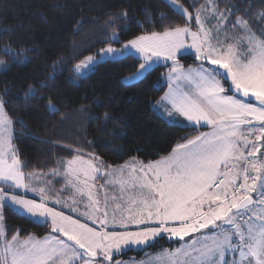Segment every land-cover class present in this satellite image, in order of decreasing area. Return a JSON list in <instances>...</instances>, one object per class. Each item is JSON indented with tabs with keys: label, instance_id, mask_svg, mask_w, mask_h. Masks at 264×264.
<instances>
[{
	"label": "snow or ice",
	"instance_id": "obj_1",
	"mask_svg": "<svg viewBox=\"0 0 264 264\" xmlns=\"http://www.w3.org/2000/svg\"><path fill=\"white\" fill-rule=\"evenodd\" d=\"M165 2L181 17L182 26L134 36L119 48L109 44L75 68L87 69L108 56L126 58L134 49L135 58L143 62L131 78H145L153 63L163 57L171 62L166 81L169 89L157 105L170 117L192 122L194 130L196 125H210L212 131L192 138L181 136L185 142L178 143L170 155L138 168L130 166L127 180L121 175L118 181L120 195L109 201L105 194L101 200L99 191L117 181L108 180L110 174L105 171V184H95L101 170L94 156L84 159L80 153L57 161V167L48 173H25L27 165L11 145L9 120L0 101V226H6L4 209L17 207L31 217L50 218L54 233L24 241L5 236L0 264H113L114 254L122 246L146 244L162 233L180 240L196 233L204 237L203 243L196 239L191 244V255L196 257L191 264H264V29L260 38L255 37L250 21L243 17L232 20L231 11L220 12L216 0H205L199 7V0ZM207 12L217 20L213 28L205 26ZM116 17L125 19L126 14L116 13ZM229 24L245 35L229 36L225 31L220 39ZM189 36L195 67H184L177 58ZM104 39L120 43L115 32ZM245 39L248 50L241 51ZM232 40L235 43L229 42ZM4 51L14 60L18 56L10 49ZM174 79L183 87L173 84ZM111 175H116V169ZM56 178L65 181L62 192L72 193L67 200L52 201L45 195ZM29 192L39 193L38 199L26 198ZM110 203L115 205L111 229ZM56 206L67 207L74 215ZM131 226L138 230H130ZM197 244L201 247L196 248Z\"/></svg>",
	"mask_w": 264,
	"mask_h": 264
},
{
	"label": "trees",
	"instance_id": "obj_2",
	"mask_svg": "<svg viewBox=\"0 0 264 264\" xmlns=\"http://www.w3.org/2000/svg\"><path fill=\"white\" fill-rule=\"evenodd\" d=\"M216 1L219 9L231 11L232 20L243 17L260 34L264 0ZM204 3L199 0L197 7ZM116 13L126 18L117 19ZM176 25L183 20L165 0H0V60L7 63L0 69V96L12 119L18 156L27 165L23 171L50 172L57 161L80 153L95 155L108 166L133 158L150 162L170 154L184 142L181 136L192 138L208 129L170 122L156 110L168 88L169 63L155 65L132 83L125 78L143 62L133 53L99 61L86 76L74 70L109 44L120 47L134 36ZM114 32L120 43L104 39ZM5 49L18 53L17 58ZM179 60L186 66L197 64L193 54ZM4 216L8 239L52 232L50 222L13 207L5 208ZM180 244L161 237L120 256L141 258L147 250Z\"/></svg>",
	"mask_w": 264,
	"mask_h": 264
},
{
	"label": "rangeland",
	"instance_id": "obj_3",
	"mask_svg": "<svg viewBox=\"0 0 264 264\" xmlns=\"http://www.w3.org/2000/svg\"><path fill=\"white\" fill-rule=\"evenodd\" d=\"M217 3V1H216ZM220 12H224V10H221L219 9ZM207 17H208V22L206 23V27L207 28H213L214 26L217 25V20L216 19H213L211 17V13L210 12H207L206 13ZM238 18V17H237ZM236 18V19H237ZM245 20V19H244ZM264 29V27L262 28ZM196 29H192V31H195ZM252 33L255 34V37L257 38H260V34H258L254 29H252ZM225 31L227 32V35L229 36H244L245 33L244 32H240L235 26L231 25V26H228V28L226 30H223L221 31L220 33V39H224V34H225ZM117 34V33H116ZM118 35V34H117ZM191 37H187L186 38V47L181 49L180 50V54L178 55V59L181 55H185V54H193L194 55V52H195V49L191 48L189 45L191 44ZM230 43H235L234 40L232 41H229ZM112 47H117L119 48L118 46L116 45H111ZM133 51H135L134 49H132ZM241 51H247V47L243 44L241 46ZM90 56H96V55H90ZM105 59H112L111 56H108V57H104V58H101V59H98L96 63H93L91 64L87 69H81V70H77L76 68H74L75 70V73L78 75V76H86L88 74H90L94 69H95V66L96 64L99 62V61H102V60H105ZM85 60V59H83ZM82 60V61H83ZM1 61V60H0ZM3 63H0V69L3 68V67H6L7 66V63L5 61H2ZM80 63V62H79ZM78 63V64H79ZM166 63H169L171 64V62H166L164 60L163 57L160 58L159 61H155L153 63V67L155 65H158V64H166ZM181 63V62H180ZM77 65V64H76ZM182 66H186L184 64L181 63ZM193 66V64H192ZM196 65H194L195 67ZM133 74L129 75L128 77L125 78V82H128V83H132L130 82L131 80L134 79V81H137L138 79H141L140 77H136V78H131ZM136 79V80H135ZM133 81V82H134ZM173 84L177 85L178 87H183V83L180 82L178 83L175 79L172 81ZM169 88H167L166 91H168ZM231 94V93H229ZM0 101H2V98L0 96ZM3 102V101H2ZM4 112L9 120V123L7 125V133L8 135L11 136V145L14 146L15 150H16V147L13 143V124H12V119L10 118V116L8 115V113L6 112L5 108H4ZM16 153H17V150H16ZM18 154V153H17ZM89 156H86V157H83L84 159H90L88 158ZM7 158V157H6ZM98 158V157H96ZM20 159V158H19ZM99 160V159H97ZM101 161V160H100ZM11 162V160L9 159V163ZM99 162V161H98ZM96 166H98L100 168V178H97L95 179V184L96 185H101V184H105V178L104 180H102L101 177L104 176V173L105 171L107 172L106 168H105V165L102 166V165H99L98 163H96ZM108 167V165H107ZM109 170H111L112 168V165L108 167ZM63 171V170H61ZM36 172V171H34ZM49 180H52L48 177ZM108 180H113V181H117V183H115V186H106L105 188L101 189L99 191V198H101V200H103L105 194H107V198L109 199V201H112V198L114 196H119L120 195V187L118 184V179L115 177V176H111V177H108L107 178ZM125 180H127V178H124ZM89 183L91 184L92 181L90 180ZM23 191V190H21ZM93 193L96 194V189L93 188L92 189ZM31 193V192H29ZM47 193H45L46 195ZM72 194H67L65 196H59V197H49L48 195H46L50 200L54 201L55 199H58V198H62L64 200H67L69 196H71ZM127 195L128 193L125 192L124 194V200L126 201L127 200ZM28 199H31L29 198L28 196L26 197ZM119 202V201H117ZM50 206V205H49ZM114 203H110L107 211H108V219H109V229H111V216H112V211H113V207H114ZM57 207V210H63L65 211V214H68V215H74L73 213H71L67 207L61 209L59 206H56ZM101 208H103V204L100 205ZM15 210H18L22 213H25L23 212L20 208H17V207H13ZM81 211H83V208H81ZM26 214V213H25ZM28 215V214H27ZM30 216V215H28ZM31 217V216H30ZM38 221H41V222H50V218L47 219V221L45 220V218H40V217H32ZM103 219V217H102ZM97 228L99 229V225H97ZM117 230H119V226L117 225ZM130 230H138L135 228V226H131ZM204 231V234L207 235V229L205 230H202ZM51 235H54V233H49L47 235H44V236H37V235H33V236H29V237H35L36 239H43L45 237H48V236H51ZM5 236H6V233H5V226H0V253L3 252V246H4V240H5ZM18 237V239L20 241H24L26 239H28L29 237H22L20 235H16ZM161 237H167L168 239L170 240H180V239H177L175 237H169L167 233H162L161 235L157 236V237H154V238H150L149 241L146 243V244H141V245H136V244H131V245H124L122 246V248L120 250H118V252L116 254H114V260H113V264H191L192 260L193 259H196L195 256H192L191 253L193 251V249L191 248V244L196 240V239H200L201 242L203 243L204 242V237L200 235V233H196V234H191V238L189 236H186L184 237L181 241V244L178 245V246H175V248H171V247H163L159 250H147L146 253L141 257V258H138L136 256H132L131 258H123L122 256H120L121 253L125 252V251H128L130 249H135V250H140V249H144L146 248L147 246H149L150 244H154L156 241L160 240ZM8 239V238H7ZM12 239V238H11ZM11 239H8V240H11ZM66 239V238H65ZM207 243L209 245H211L212 241L211 239L209 238L207 240ZM201 247V244H197L196 245V248H200ZM229 259H231V257H229Z\"/></svg>",
	"mask_w": 264,
	"mask_h": 264
},
{
	"label": "crops",
	"instance_id": "obj_4",
	"mask_svg": "<svg viewBox=\"0 0 264 264\" xmlns=\"http://www.w3.org/2000/svg\"><path fill=\"white\" fill-rule=\"evenodd\" d=\"M240 36H242V35H240ZM243 44L245 45V46H247V40L245 39L244 41H243ZM129 53H133V54H135V55H137V53H136V51H133L132 49H130L129 50ZM188 66H192V65H187V66H184V67H188ZM192 67H194V64H193V66ZM136 80V79H135ZM134 81V79L133 80H131L130 82H133ZM168 88H169V84H168ZM160 100V99H159ZM158 100V101H159ZM155 108H156V110L161 114V115H163L168 121H170V122H174V123H180V124H183V125H188V126H191L192 125V122H188L187 120H186V118H184V117H180V116H172V117H170V116H168L167 115V113L164 111V108H163V106L162 105H157V103H155ZM197 127H202V126H200V125H196ZM203 127H207L208 129H206V130H204V131H202L201 133H203V132H211L212 131V127L209 125V126H203ZM185 142V141H184ZM181 143H183V142H181ZM177 146V145H176ZM172 153V152H171ZM170 153V154H171ZM170 154H168V155H170ZM168 155H166V156H168ZM97 157V156H95V155H92V156H89L88 158H92V157ZM165 156V157H166ZM83 157H86V156H83ZM97 159H99V160H97ZM161 159V158H160ZM101 159L100 158H96L95 159V162L96 163H98L99 165H102V166H104L105 165V163H103L102 161H100ZM133 160H135L136 161V164L135 165H133L132 164V162H133ZM159 160V159H158ZM99 161V162H98ZM154 161H157V160H154ZM154 161H152V162H154ZM141 163H143V164H147L148 162H144V161H142V160H140V159H136V158H133V159H131V160H128V161H126L125 163H122V164H120V165H115V166H112V167H114V168H112L111 170H109V166L106 168V170H107V172L110 174L108 177H111V176H113V175H111V173H112V171H113V169H116V175H115V177L118 179V181H119V179L121 178V175L123 176V178H128V174H129V171H130V166H134V167H139L140 166V164ZM121 169H124L125 171L123 172V173H121ZM31 172H34V171H31ZM37 173H40V172H43V173H48V172H45V171H36ZM26 173V172H25ZM107 177V178H108ZM50 179H53L52 177H49ZM102 178V180H104V176L103 177H101ZM64 185H65V181L63 180V179H61V178H56L55 179V182L51 185V187L49 188V191H47L46 193V195H48L50 198L51 197H54V198H56V197H59V196H65V195H67V194H72L71 192H67V191H61V189H63L64 188ZM117 185H119V183L117 184ZM38 187H43L44 185H37ZM29 198H31V199H38V196H39V193H28V195H27ZM50 206H53L52 204H50ZM18 211V210H17ZM25 214V213H24ZM27 215V214H26ZM204 232V231H203ZM30 236H33V235H30ZM29 237V236H28Z\"/></svg>",
	"mask_w": 264,
	"mask_h": 264
}]
</instances>
